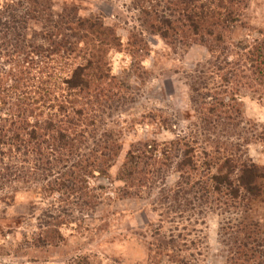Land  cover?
<instances>
[{"label": "trees", "instance_id": "trees-1", "mask_svg": "<svg viewBox=\"0 0 264 264\" xmlns=\"http://www.w3.org/2000/svg\"><path fill=\"white\" fill-rule=\"evenodd\" d=\"M137 2L145 26L169 45L207 49L213 78L222 83L208 94L196 89L195 111L205 128L236 130L243 117L239 88L246 81L250 89L264 88V40L254 39L243 48L231 42L242 25V0ZM142 44L134 36L124 46L101 19L82 17L75 7L56 11L44 0L0 3V200L9 202L18 192L37 188L74 213L99 207L98 193L105 188L92 183L112 180L124 149L106 124L109 112H120L126 98L110 55L134 52ZM173 167L180 181L166 190ZM116 179L124 185L117 191L119 199L141 198L155 190L167 196L172 224L198 206L221 209L250 199L264 203V167L240 152H208L197 139L139 143L127 152ZM66 223L71 224L59 217L43 223L35 248L58 246ZM221 232L227 264H264L260 223L241 219ZM174 236L155 247L175 255Z\"/></svg>", "mask_w": 264, "mask_h": 264}, {"label": "rangeland", "instance_id": "rangeland-1", "mask_svg": "<svg viewBox=\"0 0 264 264\" xmlns=\"http://www.w3.org/2000/svg\"><path fill=\"white\" fill-rule=\"evenodd\" d=\"M0 1L2 5L4 0ZM44 1L56 11L75 7L82 17L101 19L116 31L124 46L134 36L143 44L141 49L135 46L134 52L124 50L110 55L113 75L126 98L121 100L120 112H109L112 117H106V124L124 149L112 171V180L92 183L105 188L98 193L99 207L74 213L58 197L42 195L37 188L24 189L9 202L0 200V264H71L84 259L89 264H227L221 228L250 218L264 229L262 201H239L221 209L198 206L191 213L193 218L186 214L183 221L172 224L167 196L155 190L141 198L119 199L117 191L124 185L117 181L116 174L133 146L179 139H197L208 152L216 148L240 152L264 167V88L250 89L247 81L239 88L237 98L243 104V117L236 130L205 128L207 125L195 111L199 94L196 89L208 94L222 83L213 78V58L205 47L169 45L145 26L137 0ZM241 3L242 25L231 42L243 48L254 39L264 40L260 34L264 32V0ZM179 181L180 175L173 167L166 190L175 188ZM51 217L67 219L71 224L62 226L63 239L58 246L35 248L40 226L53 221ZM172 236L176 238V254L169 257L157 245L165 244Z\"/></svg>", "mask_w": 264, "mask_h": 264}]
</instances>
